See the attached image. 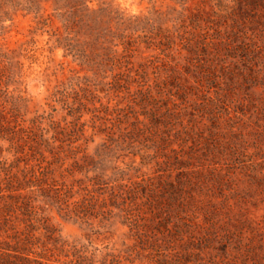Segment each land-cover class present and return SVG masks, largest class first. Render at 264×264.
Instances as JSON below:
<instances>
[{
	"label": "rangeland",
	"instance_id": "rangeland-1",
	"mask_svg": "<svg viewBox=\"0 0 264 264\" xmlns=\"http://www.w3.org/2000/svg\"><path fill=\"white\" fill-rule=\"evenodd\" d=\"M4 242L264 264V0H0Z\"/></svg>",
	"mask_w": 264,
	"mask_h": 264
},
{
	"label": "trees",
	"instance_id": "trees-1",
	"mask_svg": "<svg viewBox=\"0 0 264 264\" xmlns=\"http://www.w3.org/2000/svg\"><path fill=\"white\" fill-rule=\"evenodd\" d=\"M18 243H19V240L17 241L16 245ZM0 251H5L2 254H0V264H11L9 261L10 253L8 252L9 251L17 252V247H12L7 242H4L3 246H0Z\"/></svg>",
	"mask_w": 264,
	"mask_h": 264
}]
</instances>
